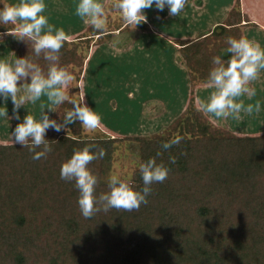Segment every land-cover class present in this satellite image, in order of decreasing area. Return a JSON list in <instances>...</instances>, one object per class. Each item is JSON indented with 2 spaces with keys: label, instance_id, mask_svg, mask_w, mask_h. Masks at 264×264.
I'll list each match as a JSON object with an SVG mask.
<instances>
[{
  "label": "trees",
  "instance_id": "1",
  "mask_svg": "<svg viewBox=\"0 0 264 264\" xmlns=\"http://www.w3.org/2000/svg\"><path fill=\"white\" fill-rule=\"evenodd\" d=\"M243 18L236 0L213 30L179 41L177 57L192 87L208 83L214 56L225 62L231 56L224 52L226 38L243 35L242 28L251 24ZM88 26L90 31L65 41L60 50L63 65L82 54L78 74L81 52L93 38L125 39L128 25L104 31ZM7 27L13 25H0V34ZM129 29L131 41L150 30L147 22ZM21 44L10 61L16 56L34 59V51L21 53ZM65 102L57 108L63 117ZM161 108L154 105L146 112L155 114ZM177 134L183 137L180 143L164 149L162 142ZM127 138L137 141L140 163L154 157L170 169L168 176L151 185L148 203L138 209L101 208L90 218L79 210L74 181L60 178V166L73 149L89 146L98 152L117 137L56 132L46 138L52 151L39 159H33L27 147L0 144V264H264V131L238 135L216 126L198 110L192 95L168 126ZM170 155L176 156L175 163ZM102 162L98 158L88 165L97 176V196L109 190L108 182L101 180ZM137 172L125 181L138 190L143 180Z\"/></svg>",
  "mask_w": 264,
  "mask_h": 264
},
{
  "label": "clouds",
  "instance_id": "2",
  "mask_svg": "<svg viewBox=\"0 0 264 264\" xmlns=\"http://www.w3.org/2000/svg\"><path fill=\"white\" fill-rule=\"evenodd\" d=\"M186 0H113L112 7L119 10L123 21L129 26H138L147 22L145 9L154 8L163 12L167 8L170 16H179ZM44 0H15V2L0 3V25H13L6 28L0 35H12L17 41H32V48L37 56L44 53V59L51 62L47 71L23 56L13 60L0 56V119H8L7 103L12 104V116L20 120L19 109L26 103L35 105L40 102L42 115L40 117L28 113L22 122L16 124L11 131L14 142L27 147L33 153V159H39L52 151L46 141L45 133L51 128L59 133L67 125L79 121L85 130L97 129L101 124V115L85 102V94L79 97L70 95L68 88L75 77L68 67L56 63L60 59L62 49L68 36L62 27L49 22L44 14ZM75 15L84 24L90 25L94 31H104L107 28V13L101 0H77ZM225 53H231L227 61L220 55L212 58V64L207 74V81L212 86L206 100L198 104V110L211 117L240 120L242 113L252 115L259 113L262 102L244 103L243 97L251 100L256 96L255 87L251 82L259 79L264 70V48L258 42L245 36H228ZM19 82V83H18ZM46 97L47 107L51 110L62 105L65 101L72 107L66 110L63 123L43 112ZM183 137L179 134L170 140L162 142L164 149L179 144ZM43 148L37 151L39 146ZM105 149L99 147L98 152L90 150L89 146L73 149V154L60 166V178L74 181L78 190L77 203L83 217L90 218L94 213L111 208L131 211L138 209L142 203H148L147 197L152 192L154 182H163L170 171L164 163H157L154 157L139 164L143 187L134 189L128 182L117 174L108 177L109 190L95 195L97 176L88 167L95 159L105 156ZM159 155V152H157ZM169 161L176 162V156L170 155Z\"/></svg>",
  "mask_w": 264,
  "mask_h": 264
},
{
  "label": "rangeland",
  "instance_id": "3",
  "mask_svg": "<svg viewBox=\"0 0 264 264\" xmlns=\"http://www.w3.org/2000/svg\"><path fill=\"white\" fill-rule=\"evenodd\" d=\"M2 1L8 2V3L15 2V0H2ZM232 1L233 0H229V1L222 0L219 2H222L224 4V7H226L229 4V2L231 3ZM244 1L245 3L247 2V0H244ZM44 2L46 4L44 14L48 17L49 22L56 25L57 27H62L65 30L68 36V39L70 40L77 39L79 35H81L85 31L86 32L88 30L90 31V27L84 24L83 21L78 16L75 15V5H76L77 0H44ZM101 2L104 4L105 9H106V13L108 17L107 19L108 27L113 28V26H117L118 24L119 25L126 24L121 19L119 10H116L112 7L113 0H101ZM195 2H198V1H195ZM249 2H250L251 10H253V13L257 14L258 12H261V15L263 16L262 17L260 15L261 19L264 20V0H249ZM186 3H188L189 5L191 2L189 0ZM239 3L241 7L242 1L239 0ZM186 6L187 5L185 4L184 12L182 11L181 14H179V16L174 17V21H179L180 15H182L183 13L188 14L186 10L187 8ZM155 17L160 18V17H164V15L159 14V12L156 10V13L153 14V18ZM250 18L251 17L248 16L247 14L245 15V19L247 21H250ZM181 24L182 23H179L178 26L180 27ZM185 25H187V22L185 23ZM175 26L177 25L175 24ZM132 27L134 26H129V25L126 26V30L124 31L125 39L114 40L112 38L111 41L110 40L109 41L112 43H117L123 47L125 44L128 45L131 42V38L133 36L132 33L130 34L131 29H129ZM160 33L162 32L160 31ZM164 34H165V37L163 38L166 39L168 43L163 44L160 48H158L159 46L155 44H152V46H156L154 47V49L157 50L159 55L162 54L163 56L162 59L165 60L166 58H170V55L172 56L174 53L173 49L174 51H177V48L173 44V43H176V41L175 39H173L172 35H167L166 33ZM14 42H17V40L12 35H0V56L9 57L11 54V52H9V49L10 47L13 46ZM93 42H99V43L98 44L95 43L96 45H94ZM103 43H106L104 39H102V41L101 40L96 41V37H95L93 38L92 43H90V46L86 49H83V52L81 53H83L84 59H83V66H82L80 74H78L79 69H80V63L78 62V60L81 58L82 54L74 56L75 61L72 60V57L67 58L66 63L68 64H65V65H63V56L60 55V59L56 61V63H60L62 66L68 67V70L73 73L75 79L69 85L68 91L70 95H76L77 97H79L82 93L81 92L82 89L79 84V81L81 78V74L83 72L85 60L87 59V57H90L88 62L86 61L87 71L94 68L95 65L94 66L91 65V59H92L91 53L92 51H94L95 53L98 50L97 47H99V49L105 53L104 54L105 58L102 59L100 57L101 60H100V63H98L99 68L102 67L101 73L104 72V75H103L104 80L105 81L111 80L113 76L116 79L118 76H121L122 78L125 76L127 78L126 79L127 83H131L130 90L125 93L126 95L125 105H126V108H129L130 112L124 115L125 113L122 112L123 110H117L115 117L119 119L118 126H121V127L112 128L111 131H109V129H106L104 127L103 128L105 132L101 131L100 130L101 128L100 129L97 128L94 130H85L81 126L80 123L79 125H74L73 127L67 126L66 129L62 131L67 132L69 134H77L80 136H85L86 138H92L96 136L103 137V135H106L111 138L117 137V139H115L112 142L111 141L108 142L106 145V148H105L106 154L103 157L102 167L100 171L101 180L103 182H108V177L110 174H117L124 180H133L134 177L137 176V173H138L137 171L139 169V164H140V154L138 150L137 141L132 138H127V137L151 134L165 126H168L172 122V120L185 109V105H187L192 95L195 97V103L198 106L200 101L206 100V98L209 95V92L211 91V87H201L200 88V85H202V83L199 82L196 85H194L193 86L194 88H193L190 82V78L188 82L187 77H185V74H183L186 69L181 64H180L181 68L178 67V64H177V68L173 66L171 67V63H170V66L166 64V68L165 67L162 68L164 71H160L161 67L159 66L157 76L151 77L150 80L147 79L145 81L142 78L135 79L134 78L135 73L137 72L138 74H140L139 72H141L140 67L142 69L145 67L148 68L149 63L152 64L151 62H153V59L143 60L141 57H137L139 59H136L135 56H132V57L130 56V57L125 58L127 62V65H125L126 66L125 67L124 64L126 63L122 60L123 54L120 53L116 49L104 48V46H102ZM32 44L33 42L30 40H28V43L22 42L21 44L22 49H20L21 53L25 55H30V53L34 51L32 48ZM142 45L143 43L140 46ZM147 46L148 44H145L143 48V51H145V54L149 53L148 51L150 50L149 48H147ZM118 57H121V58H118ZM26 58L38 64L44 72L47 71V68L49 67V64L51 63L44 59L43 52H41L39 56L35 54V57H33L34 58L33 60L30 59L32 58L31 55ZM158 61L160 62V60ZM72 62H76V64ZM176 62L178 61L176 60V58H174L173 65H175ZM130 63H131L132 68L130 69V72H128L127 67L130 66L129 65ZM167 67L169 69H167ZM179 69H181L182 72ZM160 72L164 74V78L166 77L165 79L163 78L164 80H166L165 83L168 81V78H169L170 80V82L168 83L170 84L168 86L169 88H172V86H174L175 88V86L179 85L178 90L174 89V93H176L178 97L175 98L176 103L168 102L169 105L161 106L162 108L161 110H159V112L153 114V113H150L149 111L150 114H147L146 112V110H148L147 100L153 97V93H152L153 91H161L162 89L158 85L159 81L161 80ZM90 77H95V74H91ZM117 81L118 80H115V82ZM257 82L258 84L262 82L260 86L264 88V70L261 71ZM165 90L164 92H166ZM261 92H264V91H258L257 93H261ZM120 97H122V95ZM242 99L244 100V103L247 104V101L249 99L247 97H243ZM110 101H112V99ZM67 103L65 102V106L62 109L63 111L64 109L68 110L70 108L71 104L70 103L67 104ZM250 103L254 104L255 102L254 100H252ZM111 106H112V102H111ZM121 106L123 108L124 104ZM7 107L9 111L10 106L8 104H7ZM113 107L118 108L116 107L115 104ZM59 108L61 107L58 106V109ZM36 111H41L40 106L36 107ZM54 113L55 114L52 118H55L58 123H63V119H62L63 112L61 110L60 111L58 110V111H55ZM241 115H242V118L240 120H234L232 118H226V119L214 118V117H211L210 114H205V116L216 126H219V125L223 126L238 135H258L264 131V102L262 103V109L258 114L253 113L252 115H245L242 113ZM8 119L10 121V125L15 127L16 123H14V121H16V119L13 118L12 111H9ZM6 120L7 119H0V144L15 143L11 136V131L13 127H11L9 125V122H7ZM1 124H3V126H1ZM99 131L101 132V134H99ZM55 133L56 132L53 129L49 128L45 133V138Z\"/></svg>",
  "mask_w": 264,
  "mask_h": 264
},
{
  "label": "crops",
  "instance_id": "4",
  "mask_svg": "<svg viewBox=\"0 0 264 264\" xmlns=\"http://www.w3.org/2000/svg\"><path fill=\"white\" fill-rule=\"evenodd\" d=\"M187 1H189V0H186V2ZM195 1H198V2H195ZM195 1L190 0L191 3L189 5H188V3L185 2V4L187 5L186 10H187L188 14L183 13L182 15H180L179 21H174L175 16L170 17V15L168 14L167 8H165V10L163 12H159V14L164 15V17H160V18H158V17L153 18V14L156 13V9H154V8L145 9L146 13H147V17H148L147 23H148L149 28H150L149 31H143V32L141 31V33H139L136 36V38L133 39L128 45L127 44L124 45L125 48L123 46L117 44V43H112L108 40L106 41V43H103L102 46H104V48H107V49H109V48L116 49L120 53H122L123 54L122 60L126 63V64H124V66L127 65L125 58L130 57V56L131 57L135 56L136 59H139L137 57H141L143 60L153 59V62H151L152 64L149 63L148 68L145 67L142 69L140 67L141 72H139L140 74H138L137 72L135 73V76H134L135 79L142 78L145 81L147 79L150 80L151 77L157 76L159 66L161 67L160 71H164L162 68H164V67L166 68V64L168 66H170V63H171V67L173 66V67L177 68V64H178V67L181 68L179 59L177 57L178 50L180 48L179 41L182 39L196 38L198 35H200L202 33H205V32L208 33L211 30H213L214 27L218 23H221L224 20L225 16L228 14L229 10L232 8V6L234 5L236 0H233L231 3L229 2V4L226 7H224V4L222 2H219L222 0H195ZM207 1H209V2H207ZM241 1H242V6L240 8H241L242 14H244L243 22H246V19H245L246 14L252 18V19L250 18V21H249L251 24L242 28L243 36L249 38L250 40L258 42L261 45V47L264 48V20L261 19V16H262L261 12H258L257 14L253 13V10H251L249 0H247L246 3L244 0H241ZM197 3H199V4H197ZM257 4H258V2H257ZM182 11L184 12V8ZM149 16L151 17V19ZM153 19H154V21H153ZM186 22H187V25H185ZM179 23H182L180 25V27L178 26ZM175 24L177 26H175ZM117 31L118 30H116V32ZM160 31L162 33H160ZM164 33H166L167 35H172L173 39H175V41H176V43H173V42L172 43L177 48V51H174V49H173V52H174L173 55L172 56L170 55V58H166L165 60L162 59L163 58L162 54L159 55L157 50L154 49V47H156V46H152V44H155V45L159 46L158 48H160L163 44L168 43L167 40L163 38V37H165ZM68 40H70V39H68ZM20 43H21L20 41L14 42L13 46L10 47L9 52H11V54L8 57L9 60L11 59L12 54L15 53L16 50H19L18 48H20ZM95 43L98 44L99 42H93L94 45H96ZM142 43H143V45L140 46ZM145 44H148L147 48L150 49L148 51L149 53H147V54H145V51H143ZM97 48H98V50L95 53H94V51H92V53H91L92 54L91 65H93V66L95 65V66L91 70H88V71L86 70V66H87L86 61L88 62V60L90 58V57H87V59L85 60V63H84V68H83V72L81 74L79 84H80L81 89H82L81 92L83 94H85V102L91 108H93L95 111H97L101 115V118H102L101 124L98 128L99 129L101 128L100 130L105 132L104 128L109 129V131H111L112 128L121 127V126H118V123H119L118 120L119 119L115 117L117 110H123L122 112L125 113L124 115H126L127 113L130 112L129 108H126V105H125L126 104L125 93L130 90V87H131L130 84L131 83H127V80H126L127 78L125 76L123 78L121 76H118L117 79L113 76V78L111 80H107V81L104 80V76H103L104 72L101 73L102 67L99 68L98 63H100L101 58L102 59L105 58V56H104L105 53L103 51H101L99 49V47H97ZM119 48H121V49H119ZM118 58H121V57H118ZM174 58H176V60L178 61L175 63V65H173ZM158 60H160V62ZM129 65L130 66L127 67L128 72H130V69L132 68L131 63ZM167 69H169V68L167 67ZM179 70L182 72L181 69H179ZM91 74H95V77H90ZM183 74H185V77H187V80L189 82V76H188L187 71L185 70V72ZM160 77H161V80L159 81L158 85L162 89H161V91H153L152 92L153 97H151L149 100H147L148 110H150L151 107L154 105L168 106L169 105L168 102H171V103L175 102L176 103L175 98L178 96L176 93H174V89L178 90L179 85L175 86V88H174V86H172V88H169L168 87L170 85V84H168L170 82L169 78H168V81L165 83L166 80H164V79L166 77L164 78V74L161 72H160ZM115 80H118V81L115 82ZM85 82H86V84H85ZM176 83H178V82H176ZM261 83L262 82H260L258 84L257 81L251 82V86L255 87V89H256V95L257 96L252 97L251 100L247 101V103H250L252 100H254V102H255L257 99H259L262 103L264 102V92L257 93L258 91H264V88H262L260 86ZM164 84H166V85L168 84V85L166 86ZM201 87H212V86L209 83H205V84L200 85V88ZM165 89H167V90H165ZM164 90L166 92H164ZM121 95L123 98L120 97ZM111 99H112V101H110ZM42 102L45 103V108L43 109V112L48 113L49 117L52 118L55 114L54 113L55 110L57 111L58 106H56L50 110L47 107L48 102L46 100V97H42ZM111 102H112V106H111ZM7 104L10 106L9 111H12L11 102H9ZM114 104L118 108H114L113 107ZM123 104H124V106L122 108L121 105H123ZM37 106H40L39 101L35 105L28 104V103H26L25 105H22L21 108L19 109L20 120H16V121H14V123L17 124L19 122H22L23 117L30 112L32 114L40 117L42 115V112L36 111ZM185 107H186V105H185ZM6 121L9 122V125H10L9 119H7ZM1 126H3V124H1ZM11 127H13V126H11ZM99 134H101L100 131H99Z\"/></svg>",
  "mask_w": 264,
  "mask_h": 264
}]
</instances>
